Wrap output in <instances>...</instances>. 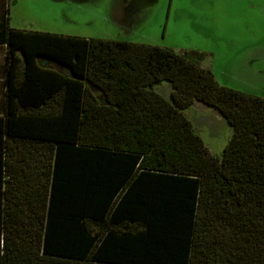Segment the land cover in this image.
Returning <instances> with one entry per match:
<instances>
[{
	"label": "trees",
	"instance_id": "1",
	"mask_svg": "<svg viewBox=\"0 0 264 264\" xmlns=\"http://www.w3.org/2000/svg\"><path fill=\"white\" fill-rule=\"evenodd\" d=\"M0 14V264H264V99L203 53ZM196 101L232 129L221 157L184 113Z\"/></svg>",
	"mask_w": 264,
	"mask_h": 264
},
{
	"label": "rangeland",
	"instance_id": "2",
	"mask_svg": "<svg viewBox=\"0 0 264 264\" xmlns=\"http://www.w3.org/2000/svg\"><path fill=\"white\" fill-rule=\"evenodd\" d=\"M6 2L10 28L203 53V66L221 85L264 99V0ZM155 89L168 99V82ZM184 113L208 150L221 157L232 129L220 113L197 101Z\"/></svg>",
	"mask_w": 264,
	"mask_h": 264
},
{
	"label": "crops",
	"instance_id": "3",
	"mask_svg": "<svg viewBox=\"0 0 264 264\" xmlns=\"http://www.w3.org/2000/svg\"><path fill=\"white\" fill-rule=\"evenodd\" d=\"M1 8V4H0ZM119 8L118 5L115 6V9ZM1 20V14H0ZM134 16L128 22L129 25L133 24ZM5 63H6V45L3 44V36L0 37V111L3 103V92H4V77H5Z\"/></svg>",
	"mask_w": 264,
	"mask_h": 264
}]
</instances>
